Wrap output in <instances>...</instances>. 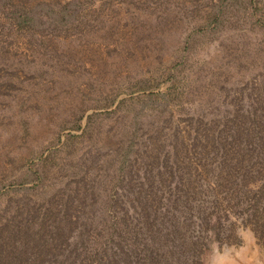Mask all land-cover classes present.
<instances>
[{
	"label": "rangeland",
	"instance_id": "1",
	"mask_svg": "<svg viewBox=\"0 0 264 264\" xmlns=\"http://www.w3.org/2000/svg\"><path fill=\"white\" fill-rule=\"evenodd\" d=\"M34 263L264 264V0H0V264Z\"/></svg>",
	"mask_w": 264,
	"mask_h": 264
},
{
	"label": "trees",
	"instance_id": "2",
	"mask_svg": "<svg viewBox=\"0 0 264 264\" xmlns=\"http://www.w3.org/2000/svg\"><path fill=\"white\" fill-rule=\"evenodd\" d=\"M34 12L35 11H32V10L31 11H25L24 9H22L21 11L18 10V13H19V15H21V18L25 19V20L32 19ZM34 264H37V263H34Z\"/></svg>",
	"mask_w": 264,
	"mask_h": 264
}]
</instances>
